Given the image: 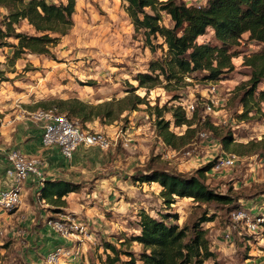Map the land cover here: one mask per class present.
Segmentation results:
<instances>
[{
  "label": "rangeland",
  "instance_id": "rangeland-1",
  "mask_svg": "<svg viewBox=\"0 0 264 264\" xmlns=\"http://www.w3.org/2000/svg\"><path fill=\"white\" fill-rule=\"evenodd\" d=\"M184 1L199 4L203 0ZM6 13L0 7V21ZM73 21L68 33L50 47L49 56L26 53L12 61V48L0 47V145L10 141L7 134L23 138L29 127L40 125L33 116L41 110L59 111L52 100L72 97L101 105L102 117L79 126L107 134L112 143L106 150L80 146V154H73L62 170L45 172L46 178L79 185L63 203L41 201L33 190L24 192L21 204L12 210L0 207V264H46L45 255L55 245L71 250L73 257L67 264H104V241L138 257L143 246L126 236L136 233L142 208L151 215L157 211L175 214L172 221L180 228L202 215L212 216L203 227L213 257L200 264H264V100H253L251 112L241 117L239 99L250 75L243 59L234 57L233 69L216 81H203L192 73L168 81L160 76L158 83L141 85L135 77L150 72L149 62L163 57L165 46L151 51L143 33L135 31L124 0H76ZM161 23L171 25L165 13ZM16 27L34 33L26 20ZM211 35L200 36L198 42H207ZM3 41L16 43L12 38ZM150 41L151 45L162 43L160 37ZM259 48L243 38L237 49L248 53ZM212 85L216 93L209 89ZM259 87L264 88V83ZM178 107L190 126L174 124ZM104 108L111 109V118L104 115ZM161 119L171 122L169 131L174 136L169 142L160 134ZM203 131L206 138L199 135ZM227 133L234 138L228 149L221 143ZM7 147H0V189L10 185L6 157L13 145ZM229 153L239 156L235 166L209 169L202 181L232 197L231 205L175 196L165 203L158 183L132 178L150 168L195 175L199 167L217 163ZM237 210L261 218L256 232L236 221ZM49 220L80 229L74 235H60L48 226Z\"/></svg>",
  "mask_w": 264,
  "mask_h": 264
},
{
  "label": "trees",
  "instance_id": "trees-1",
  "mask_svg": "<svg viewBox=\"0 0 264 264\" xmlns=\"http://www.w3.org/2000/svg\"><path fill=\"white\" fill-rule=\"evenodd\" d=\"M124 1L135 31L143 33L151 51L165 46L163 57L149 62L151 73H139L135 77L139 84L158 83L160 76L168 81L192 73L198 74L203 81H216L230 73L234 57H241L242 64L250 68L248 88L239 99L243 107L241 117L251 112L253 100H264V88L259 87L264 83V0H203L199 4H187L184 0ZM75 5L76 0H0V7L7 10L0 21V47L12 48V61L26 53L49 56L50 47L58 44L73 26ZM162 13L168 15L170 26L161 23ZM20 20H26L34 33L18 31L16 25ZM208 32L212 33L210 40L198 42V38ZM153 37H160L162 43L151 45L150 38ZM8 38L16 43L3 41ZM243 38L246 43L260 48L248 53L239 51L237 48ZM51 102L57 106L58 113L74 119L72 121L78 126H85L94 118L103 116L101 105H92L76 97ZM137 102L141 103V100ZM39 104L45 106L47 103ZM179 109L173 113L174 124L190 126L191 121ZM103 111L105 116L112 117L111 109L104 108ZM170 123L162 119L157 123L160 134L167 142L174 136L169 131ZM233 141L230 133L221 138L226 149ZM214 164L210 162L199 167L191 176L150 168L132 175V178L141 183H158L165 203L175 196L192 198L199 203L231 205L234 202L232 197L215 191L202 181L204 172ZM78 188L76 182L67 179L44 178L36 196L47 203H63L64 197ZM233 208L238 209V205L234 204ZM137 214L136 233L126 238L140 243L144 251L135 257L131 252L104 241L103 248L107 251L104 264H135L136 260L141 264H200L213 257L206 237L207 230L203 227V223L210 221L212 216L202 215L189 227L180 228L172 221L176 216L172 213L157 211L156 215H151L142 208ZM122 255L127 259H121Z\"/></svg>",
  "mask_w": 264,
  "mask_h": 264
},
{
  "label": "built area",
  "instance_id": "built-area-1",
  "mask_svg": "<svg viewBox=\"0 0 264 264\" xmlns=\"http://www.w3.org/2000/svg\"><path fill=\"white\" fill-rule=\"evenodd\" d=\"M209 89L217 92L216 86H210ZM212 103L214 101L212 100ZM194 110L193 106L190 111ZM36 120H44L41 134V146L44 148L56 147L61 156L68 160L73 157L74 152L80 147H98L106 150L111 146V139L102 132H95L81 129L76 123L68 119L64 114L58 113L56 110H41L37 115L33 116ZM202 138L207 137L206 132H200ZM6 177L10 180V185L0 189V207L4 210H12L19 206L23 197V185L26 181L35 183L41 182L34 189L35 192L40 188L45 178L44 162L34 156H28L19 149L13 148L9 150L7 157ZM239 161V156L235 153L225 155L221 160L215 163L211 170L223 167H233ZM35 186V184H34ZM236 221L242 222L247 226L250 232H256L261 222L260 217L250 218L247 212L237 210L234 213ZM52 231L64 235H74L75 229H80L77 225H66L58 221L47 222ZM72 252L60 245H55L45 255L46 264H67V259L72 258Z\"/></svg>",
  "mask_w": 264,
  "mask_h": 264
},
{
  "label": "crops",
  "instance_id": "crops-1",
  "mask_svg": "<svg viewBox=\"0 0 264 264\" xmlns=\"http://www.w3.org/2000/svg\"><path fill=\"white\" fill-rule=\"evenodd\" d=\"M36 121H40V125L36 124L29 127L23 138H21L22 136H19L18 134H15L14 136L7 134V139L10 141H8L6 144L4 143L3 145H0V147H4V145L8 147L9 145H13V147H10V149L17 148L28 156H34L41 159L44 162V173L47 171L48 173H51L62 170L67 160L61 156L59 150L56 147L44 148L41 146L42 127L45 121ZM79 152H81L80 148L76 150L74 157H77L80 154ZM39 183L41 184V182L38 181H35L33 184L29 181H26L23 185L24 192H26V194L30 193L39 185Z\"/></svg>",
  "mask_w": 264,
  "mask_h": 264
}]
</instances>
